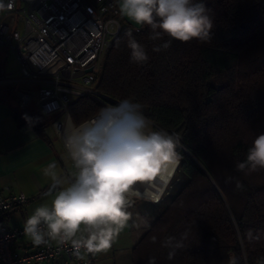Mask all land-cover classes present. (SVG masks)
<instances>
[{
  "label": "trees",
  "instance_id": "trees-1",
  "mask_svg": "<svg viewBox=\"0 0 264 264\" xmlns=\"http://www.w3.org/2000/svg\"><path fill=\"white\" fill-rule=\"evenodd\" d=\"M203 2L214 19L210 42L172 41L157 53L153 44L163 41H150V29L140 26L133 36L145 45L149 60L136 65L125 35L132 26L122 22L97 80L100 92L139 102L154 129L180 140L177 170L187 180L145 226L132 248V264H149L152 258L155 264H227L230 255L245 264L244 253L247 264H257L264 257V170L245 175L235 169L255 136L264 134V0ZM5 59L0 52V75ZM22 90L1 86L0 98L18 104L13 116L20 127L46 137L49 120L30 105L31 99L21 101L17 92ZM101 108L79 97L68 112L87 120ZM228 177L235 179L226 182ZM249 233L260 240H250ZM169 236L182 245L171 259L170 249L162 247Z\"/></svg>",
  "mask_w": 264,
  "mask_h": 264
},
{
  "label": "clouds",
  "instance_id": "clouds-1",
  "mask_svg": "<svg viewBox=\"0 0 264 264\" xmlns=\"http://www.w3.org/2000/svg\"><path fill=\"white\" fill-rule=\"evenodd\" d=\"M15 0H0V14L10 12ZM118 14L138 26H147L153 52L170 48L172 41L188 43L212 40L214 19L203 0H116ZM130 62L143 65L149 60L145 45L128 30ZM164 37H168L167 40ZM29 123L32 118L23 117ZM66 149V162L74 171L65 178L50 164L45 170L52 185L45 196L47 203L36 207L24 221L23 232L35 246L55 241L71 244L89 254L108 251L127 226L133 206V189L137 184L166 180L180 162V140L173 134L154 129L139 102L130 98L105 106L87 120L65 113L58 127ZM245 175L264 170V134L256 135L247 149L246 158L235 164ZM235 178L228 177L226 182ZM237 187L240 186L236 181ZM260 235L249 233L250 240ZM156 237H153V242ZM181 242L169 236L162 247L170 249L169 259ZM247 264V254L243 256ZM149 264H155L152 258ZM227 264H240L229 258ZM257 264H264L261 257Z\"/></svg>",
  "mask_w": 264,
  "mask_h": 264
},
{
  "label": "built area",
  "instance_id": "built-area-1",
  "mask_svg": "<svg viewBox=\"0 0 264 264\" xmlns=\"http://www.w3.org/2000/svg\"><path fill=\"white\" fill-rule=\"evenodd\" d=\"M122 30L116 0H15L10 12L0 14V52L13 56L17 69L0 75V87H33L38 110L45 117L57 115L52 125L60 135L62 117L76 98H91L102 107L120 102L96 84L107 50ZM27 200L22 191L0 194V264H94L93 254L81 248V259L70 243H31L30 250L19 251L17 243L27 237L23 226L7 227L3 215Z\"/></svg>",
  "mask_w": 264,
  "mask_h": 264
},
{
  "label": "crops",
  "instance_id": "crops-1",
  "mask_svg": "<svg viewBox=\"0 0 264 264\" xmlns=\"http://www.w3.org/2000/svg\"><path fill=\"white\" fill-rule=\"evenodd\" d=\"M121 19L123 23L135 25L126 18ZM4 64L5 62L3 67ZM3 74L5 73L2 68ZM18 87L23 88L22 92L32 98V90L29 87ZM15 110H19L15 101L0 98V194L22 191L28 197L24 206L3 215L7 227L24 226V221L36 207L45 203L51 206V197L45 196L52 185L50 177L45 175V170L50 164H55L56 170L65 178L74 171L70 162H66V151L59 143L57 134L51 138L45 131L46 137H43L30 126L20 127L13 116ZM150 193L152 192L147 190L146 197H142L134 192L133 203L138 200L156 203L150 200ZM132 220L133 217L109 251L93 255L94 264H132V248L141 237L145 226L152 221L146 224L140 221L142 226L139 232H136L132 228ZM31 243L30 238L26 237L17 243L16 247L19 251H28L31 249Z\"/></svg>",
  "mask_w": 264,
  "mask_h": 264
},
{
  "label": "rangeland",
  "instance_id": "rangeland-1",
  "mask_svg": "<svg viewBox=\"0 0 264 264\" xmlns=\"http://www.w3.org/2000/svg\"><path fill=\"white\" fill-rule=\"evenodd\" d=\"M5 58V64L3 67L4 73L14 74L17 69L14 57L11 55H7L5 56ZM29 87L32 90L30 105L33 108L38 109L35 103V89L31 86ZM46 118L47 120H49V124L46 127L48 135L53 138L55 137V134H57V138H59L58 141H60L59 143H61L62 148L65 149L63 141L60 138L61 136L55 131L52 125V121L55 119V117L48 116ZM151 124L153 128H155V125L152 122ZM186 180L187 178L179 170H177L176 167L169 178L166 180L156 179L153 182L137 184L136 186H134L133 192L139 193V195L137 196L141 195L142 197H146L147 190H150V192H152L149 194L150 200L156 201V203H149L147 201L138 200L133 203V206L129 209V211L132 214L131 219L133 217L131 225L132 228H134V231L139 232V228L142 226V223L140 221H143V223L146 224L156 218L163 210V208L170 202V200L185 184Z\"/></svg>",
  "mask_w": 264,
  "mask_h": 264
},
{
  "label": "water",
  "instance_id": "water-1",
  "mask_svg": "<svg viewBox=\"0 0 264 264\" xmlns=\"http://www.w3.org/2000/svg\"><path fill=\"white\" fill-rule=\"evenodd\" d=\"M17 96L21 99V101L26 104L29 100H30V95L29 94H26L22 91H18L17 92ZM231 257H234V255H230V258Z\"/></svg>",
  "mask_w": 264,
  "mask_h": 264
}]
</instances>
